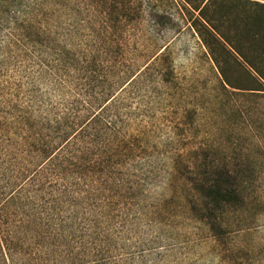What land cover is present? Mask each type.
<instances>
[{
  "label": "rangeland",
  "instance_id": "rangeland-1",
  "mask_svg": "<svg viewBox=\"0 0 264 264\" xmlns=\"http://www.w3.org/2000/svg\"><path fill=\"white\" fill-rule=\"evenodd\" d=\"M201 1L0 0V264H264V95Z\"/></svg>",
  "mask_w": 264,
  "mask_h": 264
},
{
  "label": "trees",
  "instance_id": "trees-1",
  "mask_svg": "<svg viewBox=\"0 0 264 264\" xmlns=\"http://www.w3.org/2000/svg\"><path fill=\"white\" fill-rule=\"evenodd\" d=\"M193 10L198 15L191 18L192 27L223 86L233 93L264 95V0H202ZM202 191L214 206L240 200L234 189Z\"/></svg>",
  "mask_w": 264,
  "mask_h": 264
}]
</instances>
